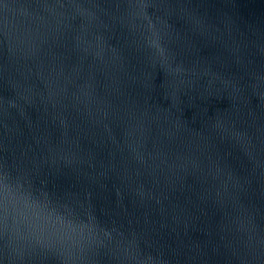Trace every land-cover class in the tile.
<instances>
[{"label": "water", "instance_id": "95a60500", "mask_svg": "<svg viewBox=\"0 0 264 264\" xmlns=\"http://www.w3.org/2000/svg\"><path fill=\"white\" fill-rule=\"evenodd\" d=\"M0 264H264V0H0Z\"/></svg>", "mask_w": 264, "mask_h": 264}]
</instances>
